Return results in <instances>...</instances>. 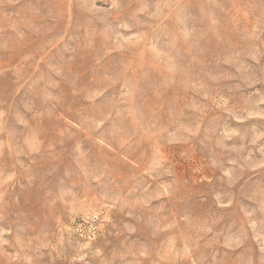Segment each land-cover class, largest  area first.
<instances>
[{
	"label": "rangeland",
	"instance_id": "rangeland-1",
	"mask_svg": "<svg viewBox=\"0 0 264 264\" xmlns=\"http://www.w3.org/2000/svg\"><path fill=\"white\" fill-rule=\"evenodd\" d=\"M0 264H264V0H0Z\"/></svg>",
	"mask_w": 264,
	"mask_h": 264
}]
</instances>
